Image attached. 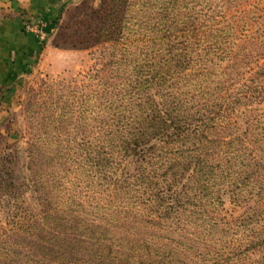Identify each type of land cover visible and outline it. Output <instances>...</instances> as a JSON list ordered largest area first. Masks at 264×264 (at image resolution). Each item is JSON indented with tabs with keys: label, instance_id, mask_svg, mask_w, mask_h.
Wrapping results in <instances>:
<instances>
[{
	"label": "trees",
	"instance_id": "1",
	"mask_svg": "<svg viewBox=\"0 0 264 264\" xmlns=\"http://www.w3.org/2000/svg\"><path fill=\"white\" fill-rule=\"evenodd\" d=\"M140 6L142 19L129 32L135 37H125L123 12L109 59L87 74L95 86L84 97L88 138L76 140L82 124L69 122L73 136L64 139L69 134L58 113L52 138L39 147L56 160L59 179L35 229L50 228L47 219L54 217L50 230L56 233L42 239L41 249L53 257L62 250L60 264H74L72 254L105 250L112 218L179 219L186 207L195 213L201 198L213 200L207 190L214 185L230 187L231 172L264 168V115L248 117L243 126L227 121L237 107L260 102L261 94L245 84L231 92L232 79L219 72L230 63L232 34L222 25L226 19H218V3L144 0ZM67 172L73 175L68 180ZM84 235L97 239L84 243Z\"/></svg>",
	"mask_w": 264,
	"mask_h": 264
},
{
	"label": "rangeland",
	"instance_id": "2",
	"mask_svg": "<svg viewBox=\"0 0 264 264\" xmlns=\"http://www.w3.org/2000/svg\"><path fill=\"white\" fill-rule=\"evenodd\" d=\"M211 1L218 3V19H226L222 25L229 24L232 34L227 47L230 63L224 61L219 72L232 79L231 92L245 84L257 89L254 94L262 95L251 108L239 106L230 113L227 121L243 126L248 117L264 115V0ZM17 2L0 0L2 46L11 41L2 38V26L21 17L12 13ZM142 2L65 0L53 29L44 33L38 49L27 57L16 59L10 53L0 60V264L61 263L56 255L62 250H56L53 257L41 249L42 239L56 233L50 230L54 217L47 219L50 228L35 229L46 203L52 206L55 200L59 179L56 160L39 147L43 139L49 142L52 138L58 113L64 114L61 120L69 134L63 135L64 139L73 136L69 122L82 124L74 135L76 140L88 138L84 97L95 86L87 74L109 59V40L119 39L123 12L125 37H135L129 32H136ZM22 20L28 32L33 31L27 25L42 28L32 18ZM74 108L79 109L75 114ZM244 171L231 172L230 187L216 184L207 190L213 200L201 198L195 213L189 215V206L179 219L161 220L166 221L165 228L155 216H150L155 224L112 218L107 226L114 234L103 241L107 248L72 254L74 264H264V168L252 166ZM72 176L67 172L66 180ZM75 209L80 212L83 208L75 204ZM81 238L94 244L96 237ZM64 254L68 256L66 251Z\"/></svg>",
	"mask_w": 264,
	"mask_h": 264
},
{
	"label": "crops",
	"instance_id": "3",
	"mask_svg": "<svg viewBox=\"0 0 264 264\" xmlns=\"http://www.w3.org/2000/svg\"><path fill=\"white\" fill-rule=\"evenodd\" d=\"M16 6L12 9L14 15L21 17L14 18L9 24L2 26V38L10 39L9 45L0 44V60L5 59L7 54L19 57H27L42 45V39L33 32L23 28V20L32 18L36 20L46 35L53 29L61 7L65 0H17ZM16 61V60H15ZM11 63V62H10Z\"/></svg>",
	"mask_w": 264,
	"mask_h": 264
},
{
	"label": "built area",
	"instance_id": "4",
	"mask_svg": "<svg viewBox=\"0 0 264 264\" xmlns=\"http://www.w3.org/2000/svg\"><path fill=\"white\" fill-rule=\"evenodd\" d=\"M27 29H29L30 31H33L34 33H36V35L39 37V38H43L44 37V31L42 30V28H39V27H36V28H33L30 27V26H26Z\"/></svg>",
	"mask_w": 264,
	"mask_h": 264
}]
</instances>
